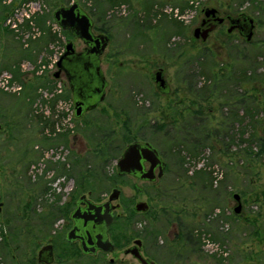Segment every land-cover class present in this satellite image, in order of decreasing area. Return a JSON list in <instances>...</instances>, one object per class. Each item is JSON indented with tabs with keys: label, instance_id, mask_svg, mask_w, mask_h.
Masks as SVG:
<instances>
[{
	"label": "rangeland",
	"instance_id": "obj_1",
	"mask_svg": "<svg viewBox=\"0 0 264 264\" xmlns=\"http://www.w3.org/2000/svg\"><path fill=\"white\" fill-rule=\"evenodd\" d=\"M122 1L0 0V198L6 205L0 216V224L6 227V231L0 230V264H34L36 245L45 244L43 235L34 231L35 221L30 218L35 215L33 211L38 217L46 214L49 200L40 199L38 191L41 192L51 178L42 177L38 183L31 180L28 170L39 159L35 146L54 150L62 147L63 154L68 150L67 163L72 167V174L83 167H103L102 153L98 149L104 145L109 148L113 144L121 145L115 160L106 166L111 176L116 159L128 144L136 141L150 142L168 153L170 170L159 182L168 198L160 201L155 197V185L128 177L112 179L104 174L103 183L106 190L114 186L121 189L123 201L152 200L158 210L162 206L171 209L175 218L182 219L180 225L184 230L193 228L202 234L192 254V249L175 245L176 230L166 229L164 219L153 223L150 230L162 235L163 242L171 243L161 253L166 263L264 264V154L256 156L259 144L254 143L252 151L249 150L247 140L254 132L251 116L242 112L244 136L239 134L241 127L234 129L235 142L229 152L220 140L212 137L196 157L185 150L173 157L169 153L172 141L166 137L168 131L181 136L179 127L183 123L176 122L191 111L197 114L202 111L211 135H215L214 128L224 102L223 75L233 70L229 74L233 78L230 88L233 84L231 89L243 93L245 99L250 98L248 102L256 97L254 106L249 103L246 107L258 122L257 138H264V84L249 80L255 78L250 68L253 64L258 67L256 74L264 75V7L256 9L250 3L240 6L237 0H191L188 6V0ZM73 2L80 3L89 13H96L95 23L96 19L100 20L97 28L103 26L108 31L111 40L102 56V66L110 86L106 100L90 115L77 119L73 106L74 113H69L68 139L64 133L44 138L38 123L47 120L44 122L35 115V104L45 99V106L52 109L51 118L47 119L62 123L67 114L65 109L72 102L67 82L63 77L54 78L57 68L54 63H47V51L54 46L55 58L69 40L77 49H83L82 42L76 41L71 32L63 31L53 18L58 8ZM152 6L153 9L146 12V8ZM205 8H216L222 15L233 12L237 17L245 13L254 18L256 28L252 41L246 43L237 34L228 35L225 27L206 42L197 41L194 30ZM161 68L171 88L168 96L161 94L154 83V74ZM244 70L246 82L238 86ZM217 76H221L218 78L220 90L209 100H203L199 89L206 84L215 87ZM7 84L12 88H5ZM39 114L44 116L42 111ZM81 123H96L100 128L97 139L96 136L88 139L85 157L69 144ZM160 126H164L162 131H159ZM177 148V151L182 150ZM64 162L48 164L45 173L54 168L59 169L57 175L64 173ZM197 171L203 174L201 178H195ZM110 178L111 181L107 180ZM236 194L242 201L240 215L234 212L238 206L234 200ZM137 221L119 224L116 229L133 237L148 224L142 217ZM39 229L41 233L44 228ZM27 231L32 234L27 236ZM4 238L8 239L7 247ZM172 246L182 254L175 255L179 259L173 261L170 258L176 251ZM73 264L91 263L88 258H82Z\"/></svg>",
	"mask_w": 264,
	"mask_h": 264
},
{
	"label": "flooded vegetation",
	"instance_id": "obj_2",
	"mask_svg": "<svg viewBox=\"0 0 264 264\" xmlns=\"http://www.w3.org/2000/svg\"><path fill=\"white\" fill-rule=\"evenodd\" d=\"M75 3V2H73ZM80 4V3H79ZM71 5V4H70ZM68 5V6H70ZM62 6V7H68ZM81 6V5H80ZM82 7V6H81ZM89 15L90 13L82 7ZM206 9L202 11V16L199 24L195 27V30L201 28L202 30L209 29L211 26H215L214 31L209 34L208 39L211 35L217 32L220 28L225 27L226 33L228 35L237 34L239 37L245 40L246 43H250L247 41L245 34L247 33L246 25L244 23L232 24V20L242 19L245 13H241L239 16L234 17L233 12H226L224 15L216 8L217 12L215 16L211 15L209 17L206 16ZM236 14V13H235ZM91 16V15H90ZM248 16V15H247ZM94 28L93 31L96 35L104 34L99 31L96 26L94 18ZM254 19V18H253ZM222 20V21H220ZM254 26L256 28V23L254 19ZM254 28V32H255ZM194 30V31H195ZM70 32V31H69ZM74 36V35H73ZM109 36V35H108ZM75 37V36H74ZM76 41L81 40L75 37ZM111 40V39H110ZM197 41H202L201 39H196ZM71 41V40H69ZM68 41V42H69ZM204 42V41H203ZM83 49L79 50L76 47L78 53L84 52L87 46L82 42ZM110 44V43H109ZM67 45V44H66ZM66 47V46H65ZM53 54L52 46L47 51V62L50 61ZM101 66H102V57H101ZM103 69V66H102ZM158 71H162L165 76L164 69H159ZM157 71V72H158ZM104 72V70H103ZM156 72V73H157ZM155 73V74H156ZM105 74V72H104ZM154 74V76H155ZM55 75V73H54ZM60 77H63L67 82L69 91L72 96V102L75 110L74 104V96L71 90V86L65 72H62ZM59 77V78H60ZM106 78V75H105ZM154 79V78H153ZM107 80V78H106ZM108 81V80H107ZM167 81V79H166ZM109 83V81H108ZM155 83V81H154ZM168 83V81H167ZM156 84V83H155ZM169 85V84H168ZM110 86V84H109ZM106 90V97L108 94V89ZM157 87V85H156ZM158 89V87H157ZM159 90V89H158ZM160 91V90H159ZM1 93V91H0ZM163 95H170L171 88L169 86V93H162ZM104 100V101H105ZM103 101V102H104ZM99 103L96 109L99 107ZM96 109L91 110L89 112H85L82 114L80 118L86 117L93 113ZM76 116V112H75ZM169 123V122H168ZM176 123H187L185 119H181ZM40 127V133L42 137L45 136V129L53 128L54 123H38ZM2 126H0L1 129ZM100 128L96 123H81V126L77 128L76 135L73 136V140L71 143V148L73 150H80L79 154L81 157H85L87 155V143L88 139H97V135L100 134ZM169 132H166V137L169 136ZM98 133V134H97ZM65 138L70 137V131H66L64 134ZM150 144L152 145L159 153L162 161L164 162L163 172L161 173L160 166L156 167L153 174V181L143 180L140 178L138 174H120L117 168V162L122 157L126 148L131 144ZM128 144L120 157L116 159V167L113 169V175L110 176L107 169L109 164H111L115 159L111 162H103V167L100 168H85L79 169L76 173H70L72 167H64L62 171L64 173L58 174L57 171L59 169H52L53 174L49 179L48 184L46 183L45 187L43 186L42 191L38 193L41 194L40 199L44 200L48 199L49 204L46 211V214L39 216L36 214V211H33L35 215H33L30 219L35 221V232L37 231V235H43V239H45V244L41 245L37 248L36 255V263L34 264H73L77 262L78 259L88 258L91 264H169L166 263L165 257L162 258V251L164 248H168L171 243L163 242L161 240L162 235H157L155 232L150 230L153 223H157L160 220L165 221V228L169 227L176 230V233L170 232V235L174 234L175 245H184L187 247V250L191 249V241L190 240V230L187 231L183 229L180 218H175L173 211L168 209L167 207H160V209H156L152 205L151 201H134L131 202L124 199V195L121 189L117 186H114L112 190H106L103 181L105 178L104 174L110 176L112 179H121V178H130L135 180L136 182H140L143 184L155 185V197H157L160 201H163L165 198H168L167 191L162 189L161 182L167 172L170 170V163L168 153L166 154L156 146H154L150 142H141L136 141L134 143ZM52 149V148H48ZM34 150L38 153L39 159L32 165L37 164L42 155V151L46 150L43 147L35 146ZM82 159V158H81ZM151 163L144 162L143 163V172H149L151 170ZM28 174L30 172L28 170ZM161 174V176H160ZM57 177V178H56ZM47 180V177H43ZM42 177L34 175L31 177L33 182H40L43 179ZM108 178V177H107ZM107 180H112V179ZM159 183V184H158ZM39 195V194H38ZM116 196V198H115ZM42 197V198H41ZM45 202V201H44ZM128 202V203H126ZM135 202V203H133ZM0 204H2L0 208V216L5 211V202L0 198ZM43 204V203H42ZM102 208L100 216L96 215V209ZM44 209V208H43ZM94 209V210H93ZM29 213L28 210H26ZM108 217L110 222L108 224V220L103 218V216ZM147 219L148 224L144 226L141 230V233L134 234L135 236L127 237L126 234L121 233L119 229H116L119 224L131 222L138 223V218L140 217ZM105 219V220H102ZM7 222V220H5ZM180 225V227H179ZM34 226V227H35ZM40 226L44 228L40 233ZM4 229L6 231V227L0 224V230ZM30 231H27V236L31 235ZM36 235V237H37ZM4 245L7 247L8 239L4 238ZM2 241V242H3ZM109 242L112 244V247H108V251L103 250V245ZM50 250L45 251L40 260V253L44 248H48ZM175 246H172V249L176 252L173 253L172 261L179 259L175 255H182L178 249H175ZM51 253L53 256H51ZM194 252H192L193 254ZM1 259V258H0ZM4 264V263H2ZM30 264V262H27ZM172 264V263H171Z\"/></svg>",
	"mask_w": 264,
	"mask_h": 264
},
{
	"label": "water",
	"instance_id": "obj_3",
	"mask_svg": "<svg viewBox=\"0 0 264 264\" xmlns=\"http://www.w3.org/2000/svg\"><path fill=\"white\" fill-rule=\"evenodd\" d=\"M216 9H206V16H215ZM63 31H70L77 39L81 40L86 46L84 52L78 53L74 42L69 41L65 51L56 64L57 72L54 78L58 79L62 72L68 77L71 90L74 96L76 117L80 118L83 113L96 109L99 103L106 97V90L109 86L101 66V57L104 55L110 43L108 35H96L93 31L94 22L92 17L80 6L78 2L72 3L68 7L58 8L53 15ZM222 21V20H220ZM244 23L247 33L246 39L250 42L254 36V19L244 15L242 19L232 20V24ZM215 26L202 30L198 28L194 31V38L206 42L209 34L214 31ZM154 81L162 93H169V85L162 71H158L154 76ZM150 162L152 167L149 172H143V163ZM164 162L159 156L158 151L150 144H131L124 151L122 157L117 162V168L120 174H138L143 180L153 181L154 170L160 166L163 172ZM161 176V174H160ZM116 198V196H115ZM234 200L238 203L234 212L240 215L242 211L241 196L234 195ZM2 204H0L1 208ZM94 210V209H93ZM102 208L96 209V215L100 216ZM103 218H108L103 216ZM105 220V219H102ZM108 220V224L110 219ZM108 247L113 246L106 242L103 250L108 251ZM51 247L44 248L42 254L50 250ZM51 256L53 254L51 253Z\"/></svg>",
	"mask_w": 264,
	"mask_h": 264
},
{
	"label": "trees",
	"instance_id": "obj_4",
	"mask_svg": "<svg viewBox=\"0 0 264 264\" xmlns=\"http://www.w3.org/2000/svg\"><path fill=\"white\" fill-rule=\"evenodd\" d=\"M119 1H122V0H119ZM190 1L191 0L187 1L186 6H188ZM122 2H126V0H123ZM237 2L240 6L243 5L244 3H250L256 9H261L262 7H264V0H237ZM146 9H147L146 12H149L150 10L153 9V6L150 9L148 8ZM182 12L184 13V11ZM90 15L92 18H97L98 16L96 15V13H93V12H91ZM98 19H96V24H99L100 22V20ZM176 22L177 21H175V23ZM176 26H178V24H176ZM98 29L100 32L105 33V34H107L108 32L106 28L103 26L99 27ZM255 65L256 64H253L250 67L251 71L254 72L255 78L251 77L249 78V80L256 82V83L259 82V83L264 84V75L256 74L258 67H255ZM240 71H243V69H241ZM247 72L249 73V70ZM230 73L232 74L233 70H231ZM230 73H228L226 76L223 75V78H225V81L227 78L229 79L226 82L225 81L222 82L223 84L226 83V85H224L221 91L222 96L224 97V102L221 104L220 120L217 124V127L214 128V130L216 131L215 135H211L212 130L209 128L208 123H205L206 119H203V112L200 111L197 114L191 111V113L188 114V116L184 118L187 123H183V125L179 127L181 131V136H179L178 134H169L168 136L170 137L169 138L170 142L172 141V146H170L169 148V153L171 156L174 157L176 156V154L180 155L181 152L185 150L189 153V155L196 157L198 155L199 150L208 146L209 144L208 142L210 141L212 137H214L217 140H220V144L223 145V147L227 150V152H229L230 146H232V144H234L235 142V137L232 135L234 129L238 126L241 127V129L239 130V134L241 136H244V130H242V127L244 124L245 117L242 115L243 111H245L246 115H249V117L251 116L252 122L250 123V125L254 129L253 134H251V136L247 140V142L250 145L249 150L252 151V145L254 143L259 144L258 146L260 150L258 153H256V156H261L262 154H264V138L259 140L256 134V130H257L256 124L258 122L253 119V115L251 114L250 110H248V108L246 107V104H249V103H251L254 106V103L257 101V99L256 97H254V98H251L252 99L251 102H248L250 98L245 99L243 93H237L236 91L231 89L233 87V84L231 88H230V84L233 78L232 76H229ZM246 76H247V73L244 70V73L242 74V78L238 80V86H240L246 80L247 78ZM219 77L221 76L216 77L215 87H211V84H206L204 87L199 89V91H201L204 96L203 100H209L220 90V88H218L219 83L221 82V81H218ZM190 93L191 95H195V92L193 91H190ZM255 110H257V108H255ZM163 128L164 126H160L159 131H162ZM176 133H178V129ZM227 140L229 142H227ZM102 147L103 148L98 149V151L102 153V155H100V158L102 159L104 163L107 161L111 162L116 157L117 153L121 151V148H122L121 145L116 146L115 144H113L110 148L106 147L105 145ZM177 147L182 148V150L177 151L178 149ZM202 175L203 174L199 171L195 172V178L196 177L201 178ZM189 230H190V240H192L191 249L194 252L197 249V246H199L200 244L202 234L195 231V229L193 228ZM198 238H200V240Z\"/></svg>",
	"mask_w": 264,
	"mask_h": 264
},
{
	"label": "built area",
	"instance_id": "obj_5",
	"mask_svg": "<svg viewBox=\"0 0 264 264\" xmlns=\"http://www.w3.org/2000/svg\"><path fill=\"white\" fill-rule=\"evenodd\" d=\"M25 16L30 19V17L28 15L25 14ZM14 27L17 28L18 25L15 24ZM53 48H54V46H52L53 54H52V57H51V59H50L49 62L54 63L55 66H56V64L59 61L60 57L64 53L65 48L62 49V52L59 54V56H55V58H54V54L55 53H54V49ZM49 62H47V63H49ZM5 80L7 81L8 79H5ZM5 88H7V89L8 88H12V86H10V84L9 85L7 84V85H5ZM38 102L40 104H35V108H37L35 110V115L36 116H39L41 118L40 120H43V121L44 120H47V122L44 121L45 123H49V122L52 123L51 121L48 120V119L51 118L50 115H49V114H51V111H52L51 107L49 108L48 106H45L46 105V101L43 98L41 100H39ZM39 107L42 108V109H39ZM65 107H66V105H65ZM72 108H73V104H72V102H70V104L67 105V107L65 109L66 110V113H67L66 114L67 119H66V117H64V122H62V123H54V127L53 128H50V129L47 128V129H45V136L46 137L49 136V138H50L51 136H57V135L59 136V135H61L63 133L65 134L66 131H70V129H71V123H70V120L71 119H70V116L71 115H69V113H72L73 114L75 112V110L73 112V109ZM40 111L44 112V116H41L39 114ZM65 119H66V121H65ZM55 149L56 150H54L52 148V149H46V150L42 151V155H41L40 161L37 164L32 165L31 168H30V171L29 172H30V176L31 177H34V175H36V176H39V177H44L45 176L47 178H50L54 172H53V170H51V171H48V172L45 173V171H47L48 164L56 165L58 163H61L62 161H65L66 164H63V165L65 167H69V163H67V160H68L67 159V157H68V155H67L68 150H66V153L64 151V154H63L62 147L55 148Z\"/></svg>",
	"mask_w": 264,
	"mask_h": 264
}]
</instances>
